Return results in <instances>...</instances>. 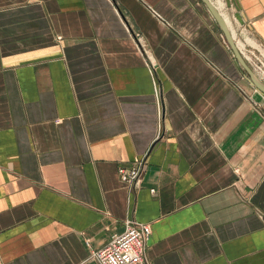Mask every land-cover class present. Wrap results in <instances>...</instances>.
<instances>
[{"label": "crops", "instance_id": "crops-1", "mask_svg": "<svg viewBox=\"0 0 264 264\" xmlns=\"http://www.w3.org/2000/svg\"><path fill=\"white\" fill-rule=\"evenodd\" d=\"M213 4L264 45V0ZM263 95L202 0H0V264H97L125 220L143 264H264Z\"/></svg>", "mask_w": 264, "mask_h": 264}, {"label": "built area", "instance_id": "built-area-1", "mask_svg": "<svg viewBox=\"0 0 264 264\" xmlns=\"http://www.w3.org/2000/svg\"><path fill=\"white\" fill-rule=\"evenodd\" d=\"M209 1L213 3V0ZM219 2L221 5L223 0ZM228 30L238 54L264 84V45L254 38L244 25L235 30ZM262 97L264 100V95ZM143 164L144 159L140 157L128 165H119L116 169L119 180L136 186L143 171ZM149 233V225L125 220L121 232L112 234L102 246L91 250L89 255L97 264H143L145 242Z\"/></svg>", "mask_w": 264, "mask_h": 264}, {"label": "water", "instance_id": "water-1", "mask_svg": "<svg viewBox=\"0 0 264 264\" xmlns=\"http://www.w3.org/2000/svg\"><path fill=\"white\" fill-rule=\"evenodd\" d=\"M204 4L207 6L209 9L210 13L212 14L213 18L219 25L221 32L230 47L235 59L237 60L238 64L242 68V70L245 72V74L248 76L250 82L253 84V86L262 94H264V84L258 80V78L254 75V73L249 69V67L245 64V62L242 60L240 55L238 54L236 47L233 43L232 37L230 35V32L226 26V23L218 13V11L214 8V6L210 3L209 0H202Z\"/></svg>", "mask_w": 264, "mask_h": 264}, {"label": "bare ground", "instance_id": "bare-ground-1", "mask_svg": "<svg viewBox=\"0 0 264 264\" xmlns=\"http://www.w3.org/2000/svg\"><path fill=\"white\" fill-rule=\"evenodd\" d=\"M215 0H213V2H214ZM217 2L219 3V0H217ZM210 3L212 4V5H214L211 1H210ZM215 6V5H214ZM221 16V15H220ZM223 19V18H222ZM224 20V19H223ZM225 22V21H224ZM226 26H227V24H226Z\"/></svg>", "mask_w": 264, "mask_h": 264}]
</instances>
